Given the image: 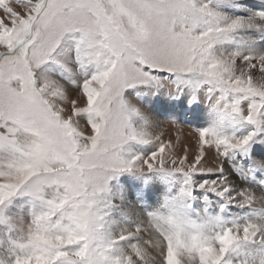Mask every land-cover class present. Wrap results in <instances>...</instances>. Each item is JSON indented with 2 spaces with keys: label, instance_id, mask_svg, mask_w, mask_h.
I'll use <instances>...</instances> for the list:
<instances>
[{
  "label": "snow or ice",
  "instance_id": "snow-or-ice-1",
  "mask_svg": "<svg viewBox=\"0 0 264 264\" xmlns=\"http://www.w3.org/2000/svg\"><path fill=\"white\" fill-rule=\"evenodd\" d=\"M0 264H264V0H0Z\"/></svg>",
  "mask_w": 264,
  "mask_h": 264
},
{
  "label": "rangeland",
  "instance_id": "rangeland-1",
  "mask_svg": "<svg viewBox=\"0 0 264 264\" xmlns=\"http://www.w3.org/2000/svg\"><path fill=\"white\" fill-rule=\"evenodd\" d=\"M258 2H259V0H249V5L252 6V5H255ZM163 94L164 93H162L158 98H153V97L146 98L145 101H144V104H146L145 107L147 108V110L150 113H152L153 111L156 112V113H154V115H156L155 116V120H156V122L158 124L161 125V128H163V131H164V134H165V136H164L165 139H171L173 141V143L175 142L174 144H177V141H179L180 143L177 144V147L178 146L180 147L181 144H188V145H193L194 146V144L191 143V141L188 142L187 137L192 136L189 132H191L193 134L196 127L204 125L206 120H209V121L211 120V118H210L211 115L208 113L207 103L204 102V103L199 104L201 106V109H202V110L201 109L199 110V119H200V121H201V118L203 116H205V118L201 121V123H203V124H199L198 123L199 121H198V122H195L196 125H194V123H191V125L194 126V127H190V126H187L185 121L183 120L182 122L185 125L184 126L183 124H181L179 122L178 117L175 115V113L172 112V109L174 110V108L171 106V104H174V106H176L177 104L172 103V102H170L168 104L167 103L168 100L166 99V94H164V95ZM162 102L165 103L164 104L165 106H167V110L165 109V107L162 104ZM160 105H163V106L161 107ZM168 107L171 108V110L168 109ZM193 108H192V110L189 111V114L192 112V115L194 116L195 112L198 111V108H197V106H194ZM193 110H194V112H193ZM172 113H174V114L171 115L172 116L171 117L170 114H172ZM206 117L208 119H206ZM160 118H162V119H160ZM170 120L175 121V122H170ZM196 120H197V118H194L192 122H194ZM168 130H169V132H168Z\"/></svg>",
  "mask_w": 264,
  "mask_h": 264
},
{
  "label": "bare ground",
  "instance_id": "bare-ground-1",
  "mask_svg": "<svg viewBox=\"0 0 264 264\" xmlns=\"http://www.w3.org/2000/svg\"><path fill=\"white\" fill-rule=\"evenodd\" d=\"M164 95V94H163ZM167 99V98H166ZM167 103L169 104L170 102L169 101H167ZM162 104L164 105L165 103H163L162 102ZM146 105V104H145ZM151 105V104H150ZM159 105V104H158ZM163 105H160L161 107L163 106ZM148 106V105H147ZM171 106L174 108V110L172 109V112H174L175 113V115L176 116H178V117H183V119L182 120H184L185 121V123H186V125H188V124H190V127H194V126H192L191 125V123H194V125H196L195 124V122H198L199 124H203V123H201V121L205 118V116H203L202 118H201V121H200V119H199V110L197 111V112H195V115L193 116L192 115V112L189 114V111L190 110H192V109H188V108H186V107H184L183 105H179V104H177L176 106H174V104H171ZM164 107H165V109L167 110V106H165L164 105ZM168 109H170L171 110V108H169L168 107ZM194 109V108H193ZM153 110V109H152ZM204 111V110H203ZM193 112H194V110H193ZM154 113H156L155 111H153L151 114L153 115V117L155 118V116L156 115H154ZM174 113H172V114H170V116L171 115H173ZM159 114V113H158ZM165 116V115H164ZM172 117V116H171ZM208 117V116H207ZM206 117V119H208ZM194 118H197V120L196 121H194V122H192L193 121V119ZM160 119H162V118H160ZM164 120V119H163ZM206 123H207V120L205 121V123H204V125H202V126H206ZM159 127L161 128V125L159 124ZM162 130H163V128H161ZM165 130V129H164ZM168 132H169V130H168ZM189 132V131H188ZM192 136H190V137H187V139H188V142H190L191 141V143H193V144H195V140H194V133L192 134L191 132H189ZM193 141V142H192ZM187 142V143H188ZM175 143V142H174ZM190 144V143H189ZM179 147V146H178ZM153 202H155V200H153Z\"/></svg>",
  "mask_w": 264,
  "mask_h": 264
}]
</instances>
